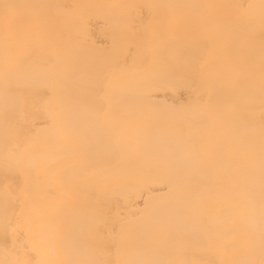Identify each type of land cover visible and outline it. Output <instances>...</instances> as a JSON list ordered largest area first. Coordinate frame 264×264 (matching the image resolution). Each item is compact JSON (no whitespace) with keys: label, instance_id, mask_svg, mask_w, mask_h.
<instances>
[{"label":"snow or ice","instance_id":"obj_1","mask_svg":"<svg viewBox=\"0 0 264 264\" xmlns=\"http://www.w3.org/2000/svg\"><path fill=\"white\" fill-rule=\"evenodd\" d=\"M100 16L110 29L103 60L112 69L99 102L81 92L77 104L93 105L105 135L77 147L79 113L56 102L57 86L41 80V70L61 58L74 72L92 61L83 45ZM68 25L80 33L79 47L67 46ZM0 48V264H264V0H0ZM121 62L146 83L163 73L176 91L187 84L188 97L161 101L149 88L114 94L126 78ZM34 95L49 101L43 120ZM70 148L77 159L69 179L59 173ZM150 183L167 189L165 207L145 203L114 221L111 202ZM82 186L99 195L62 215L59 202Z\"/></svg>","mask_w":264,"mask_h":264},{"label":"bare ground","instance_id":"obj_2","mask_svg":"<svg viewBox=\"0 0 264 264\" xmlns=\"http://www.w3.org/2000/svg\"><path fill=\"white\" fill-rule=\"evenodd\" d=\"M15 2L29 3V2H43V3H57V4H77L88 3L94 5H109V4H148V3H212L217 5H239L248 3H259V0H15ZM105 13L107 10H101ZM238 12V9H232ZM258 17V12H257ZM105 23L104 16H100L93 21V27L88 32L87 43L83 45L92 54L94 59L86 64L79 65L77 71H73L71 62L67 59L61 58L59 60H50L48 65L41 70L40 79L49 83H55L58 89V94L55 98L56 102L64 104L70 111L77 109L79 115L77 117L76 126V146L83 147L90 141L102 142L105 130L98 128L95 124L93 105L77 104L79 94L86 92L90 100L99 102V97L96 96L97 90L100 87V82L108 76L112 66L108 65L104 60V54L109 50L111 40L108 38L107 32L110 29L103 27ZM257 33H259L260 25L257 18L255 25ZM66 44L69 48H76L80 46L81 35L74 31L71 25L65 29ZM103 41V43H99ZM2 64L3 52L0 48V101H2L3 93V79H2ZM119 70L125 74L126 78L122 82L119 89L114 94H119L129 88H149L152 89L157 97L164 101L167 99L171 102L172 99L184 100L188 97L187 84L181 86L178 91L169 87L164 81L166 74L159 73L155 77L154 82H144L138 73L134 71L131 63L119 64ZM24 87H32V82H25ZM182 94V95H181ZM31 103L39 110L40 120L44 119L43 108L49 102L46 97L34 95L31 98ZM3 135L4 124L0 119V166L3 162ZM75 148H70L61 153L62 159L66 164L65 169H61L59 174L68 173L69 179L75 175L76 155ZM0 176H2V167H0ZM167 189L159 183H150L142 186L134 192L130 198L113 200L110 204L112 208L113 220L119 216H133L145 203H151L158 208H163L167 202ZM0 195H2V187H0ZM91 195H99L93 193L89 186H82L79 192L75 195L67 194L59 202L58 208L62 215L72 216L78 214ZM27 209L26 212H30ZM176 226H180L179 220L174 222ZM200 227V225H193ZM237 238H240L239 236ZM191 259L192 257H187ZM199 259H212L208 256H197Z\"/></svg>","mask_w":264,"mask_h":264}]
</instances>
